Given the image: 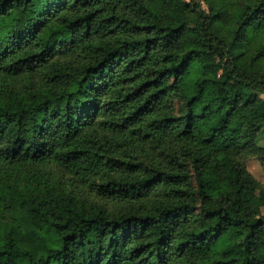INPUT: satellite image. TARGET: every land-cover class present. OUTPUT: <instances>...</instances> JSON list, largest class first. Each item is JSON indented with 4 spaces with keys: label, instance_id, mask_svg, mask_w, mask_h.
<instances>
[{
    "label": "trees",
    "instance_id": "obj_1",
    "mask_svg": "<svg viewBox=\"0 0 264 264\" xmlns=\"http://www.w3.org/2000/svg\"><path fill=\"white\" fill-rule=\"evenodd\" d=\"M0 100V264H264V0H0Z\"/></svg>",
    "mask_w": 264,
    "mask_h": 264
},
{
    "label": "rangeland",
    "instance_id": "obj_2",
    "mask_svg": "<svg viewBox=\"0 0 264 264\" xmlns=\"http://www.w3.org/2000/svg\"><path fill=\"white\" fill-rule=\"evenodd\" d=\"M205 7V5H204ZM2 100H0L1 105ZM263 140V139H262ZM248 169L252 172V174L264 184V172L262 170L261 164L253 157H248L247 159Z\"/></svg>",
    "mask_w": 264,
    "mask_h": 264
}]
</instances>
